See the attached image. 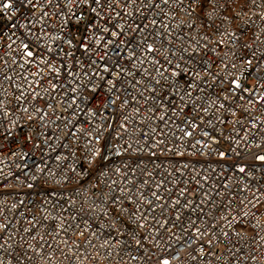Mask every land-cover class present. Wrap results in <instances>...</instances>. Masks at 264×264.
I'll return each instance as SVG.
<instances>
[{"label": "built area", "instance_id": "obj_1", "mask_svg": "<svg viewBox=\"0 0 264 264\" xmlns=\"http://www.w3.org/2000/svg\"><path fill=\"white\" fill-rule=\"evenodd\" d=\"M152 2L112 13L108 27L132 26L119 56L94 46L133 73L112 93L78 87L91 61L111 77L92 52L64 43L55 4L43 9L48 36L37 23L25 39L10 30L26 23L21 13L0 15V264H264V163L254 159L264 154V0ZM35 36L39 55L27 58L20 41L36 50ZM97 127L93 146L107 142L109 160L89 168Z\"/></svg>", "mask_w": 264, "mask_h": 264}, {"label": "snow or ice", "instance_id": "obj_2", "mask_svg": "<svg viewBox=\"0 0 264 264\" xmlns=\"http://www.w3.org/2000/svg\"><path fill=\"white\" fill-rule=\"evenodd\" d=\"M194 3L199 6L200 0H194ZM253 3H255V0H253ZM53 4H55V7L57 9H61L56 13V15L61 16L62 23L58 31L65 32L66 35L70 38L64 39V43L68 44L70 47L75 48L76 45L73 44V41L75 40L77 42V45H79L80 48L84 50L85 53L92 52L93 55L97 57L99 61H102V69L103 73H106L111 79H105V76L101 73V71L96 70L99 66L96 65V61H91L88 65V68L91 69V71L85 70L83 71V81L78 85V87L87 88L89 85H91L92 92H97L98 89L103 90L104 85H107V92L112 93L114 89L117 88V83L120 82V76L121 73H123L125 76H131L133 73L127 72L118 61L112 60L111 57L108 55L107 51H105L103 54H101L99 51L96 50V47L94 46H102L104 49H108L109 46L116 49V54L119 56L120 50L122 47L125 46V42L123 40H120L119 38L121 36H127L128 33L125 32V27L127 26L129 29H131V25H127V22L125 24H114L111 28L108 27V22L113 19L112 13L115 12L116 17H120L121 13L116 12V8H124L125 10L130 4H135V0H124V3L121 4L120 0H43V4H39L36 2V0H2L0 2V15H3L7 21H12L13 18L17 15V13H21V19L25 20L26 23H20L17 21L16 23L10 24V30L11 29H23L25 34V39H27L30 36H34V33L32 31V28L39 23L41 25V35L42 36H48V33L43 31V28L46 26L45 23V17H50V13L48 11H44V7H50ZM63 4V8H61V5ZM83 6V7H82ZM152 7H158V5L155 4L154 0L152 3L148 4V8L151 9ZM32 9H37L41 11L40 16H36L35 14H32L31 16L29 13ZM66 9V11H64ZM87 9V11H85ZM24 10V11H22ZM10 11V14H9ZM127 15L131 16L132 13L128 12ZM207 15H211V13H208ZM74 19L75 24H73V27L77 28V32L79 35L72 34L71 28L68 27L72 20ZM151 23L153 25L156 24V20H152ZM83 24V30L79 28V25ZM115 29V30H113ZM136 31H140V25L137 24L135 26ZM101 33L100 35H97V33ZM107 37H112L116 39H110ZM49 39H52L50 36ZM19 39V38H18ZM55 39H63V37H56ZM147 37H143L142 41L146 40ZM36 43V50H33V47L31 46L33 41L29 40L28 43H25L24 40L20 41V49L22 50V53L27 58H33L37 57L39 55V41L40 36H35ZM133 43L132 39L128 40V45L130 46ZM11 47V45H9ZM147 49L149 51L155 52L156 49L153 44H147ZM66 55H71V53H67ZM136 56V51L133 49L130 51V54L128 55V59L131 60L133 57ZM109 62L112 64V68L118 69V71L113 74L112 68L109 67ZM47 63V62H45ZM77 63H80L77 61ZM250 64L251 61H248ZM133 67H136V65H133ZM81 68H84V65H81ZM55 71H58L56 69ZM71 74V73H70ZM174 75H178L177 73H174ZM99 77L101 81H103V84L100 83H94V80ZM157 83H159L157 81ZM234 84H236L237 88L242 87L240 82L238 80L233 81ZM78 88H73V92H76ZM95 98V97H94ZM80 99L82 101H86L87 97L81 96ZM261 101H264V96L259 97ZM75 102V101H73ZM112 105H115L116 100L113 99L110 101ZM101 107H108L107 104L103 102V99L101 100ZM123 106V105H121ZM223 107V105H221ZM204 111H207L204 109ZM92 115H96V112H92ZM192 128H196V124L190 125ZM255 127V125H254ZM83 131V129H82ZM89 136H92V133H88ZM186 136H192L191 131L185 132ZM204 136H208L209 139L215 141V137L210 136L208 132L203 133ZM102 138V133L100 131V127H97L96 129V135L92 136V139L89 140L90 147L88 148L87 155H86V164L87 167L91 168L94 165H102L104 161L109 160V155L106 152L107 148V142L104 143L101 147H95L93 146V141L99 142ZM231 139V138H229ZM163 143V141H161ZM218 144L219 142L216 141ZM256 148H260L261 145L257 144L255 145ZM235 151V149L229 148L226 151H219L218 155L221 158H228L230 156V153ZM237 156H241L239 152L236 153ZM241 158H243L241 156ZM59 159V158H58ZM255 160H258L262 163H264V154H256L254 157ZM234 167H238L239 171L241 173H245L247 169V165H233ZM43 171V169H41ZM74 171V169H73ZM250 175V173H249ZM207 179V177H205ZM153 195H156L153 193ZM264 195V193H262ZM159 198V197H158ZM253 201H249V203H253V207H256V205H259L262 203L259 197L254 196ZM147 203H151V201H147ZM178 203V201H177ZM245 216L248 215V213H244ZM139 220V217H137ZM143 227V225H140ZM7 228V225L4 226ZM196 231L199 233L200 229L197 228ZM137 244H140V241H136ZM0 247H3V245H0ZM202 251V250H201ZM178 256H173L172 260H178ZM195 259V258H193ZM172 260L168 259L167 257H164L158 261V264H172Z\"/></svg>", "mask_w": 264, "mask_h": 264}]
</instances>
